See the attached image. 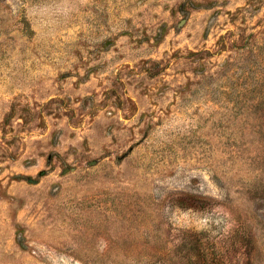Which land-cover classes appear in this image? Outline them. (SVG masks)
I'll use <instances>...</instances> for the list:
<instances>
[{
  "label": "rangeland",
  "instance_id": "obj_1",
  "mask_svg": "<svg viewBox=\"0 0 264 264\" xmlns=\"http://www.w3.org/2000/svg\"><path fill=\"white\" fill-rule=\"evenodd\" d=\"M0 264H264V0H0Z\"/></svg>",
  "mask_w": 264,
  "mask_h": 264
}]
</instances>
